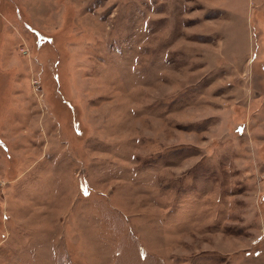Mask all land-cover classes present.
<instances>
[{"label":"rangeland","instance_id":"1","mask_svg":"<svg viewBox=\"0 0 264 264\" xmlns=\"http://www.w3.org/2000/svg\"><path fill=\"white\" fill-rule=\"evenodd\" d=\"M0 264H264V0H0Z\"/></svg>","mask_w":264,"mask_h":264}]
</instances>
